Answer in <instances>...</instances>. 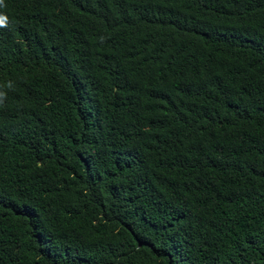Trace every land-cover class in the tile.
<instances>
[{
  "label": "trees",
  "instance_id": "trees-1",
  "mask_svg": "<svg viewBox=\"0 0 264 264\" xmlns=\"http://www.w3.org/2000/svg\"><path fill=\"white\" fill-rule=\"evenodd\" d=\"M4 5L0 264H264V0Z\"/></svg>",
  "mask_w": 264,
  "mask_h": 264
},
{
  "label": "clouds",
  "instance_id": "clouds-1",
  "mask_svg": "<svg viewBox=\"0 0 264 264\" xmlns=\"http://www.w3.org/2000/svg\"><path fill=\"white\" fill-rule=\"evenodd\" d=\"M4 0H0V7H5ZM8 18L5 15H0V27H7ZM11 87V85H9ZM6 93L3 91H0V103L3 102V99L5 97Z\"/></svg>",
  "mask_w": 264,
  "mask_h": 264
}]
</instances>
